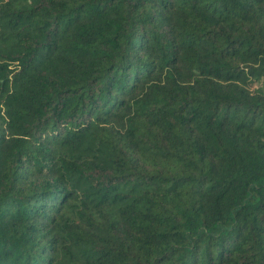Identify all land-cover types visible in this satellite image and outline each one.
<instances>
[{
	"label": "trees",
	"instance_id": "16d2710c",
	"mask_svg": "<svg viewBox=\"0 0 264 264\" xmlns=\"http://www.w3.org/2000/svg\"><path fill=\"white\" fill-rule=\"evenodd\" d=\"M0 264H264V0H0Z\"/></svg>",
	"mask_w": 264,
	"mask_h": 264
}]
</instances>
